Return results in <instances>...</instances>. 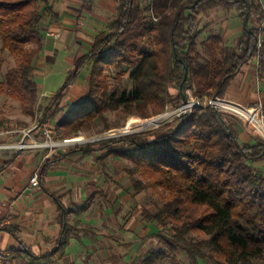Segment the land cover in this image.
<instances>
[{
	"label": "trees",
	"instance_id": "trees-1",
	"mask_svg": "<svg viewBox=\"0 0 264 264\" xmlns=\"http://www.w3.org/2000/svg\"><path fill=\"white\" fill-rule=\"evenodd\" d=\"M117 3L116 16L107 30L100 31L89 51L76 58L53 97L52 106L60 105L69 84L94 61L87 98L59 121L61 126L74 131L100 124L108 128L105 112L110 109L146 116L159 113L169 103L182 102V82L183 91L190 88L198 97L222 96L233 77L258 53L264 75L263 0H148L145 6L142 0ZM220 7L236 11L243 24L235 46L227 45L219 31L211 32L198 48L203 15ZM46 14L57 17L49 0H0L2 48L16 60L0 81V90L6 86L25 110H32L38 102L34 73L43 50ZM254 19L258 26L252 25ZM101 63L121 72L133 68L129 73L132 88L110 93ZM238 126L239 121L230 114L211 107L196 109L183 120L143 137L104 140L59 153L46 160L44 169L76 151L88 153L129 143L130 150L120 155L151 182L148 186L135 184V189L140 192L158 186L168 192L155 218L174 222L166 250L149 253L146 264L178 250L188 255L191 264H258L264 260V173L255 163L264 159V141L243 144ZM61 221L58 248L64 251L76 227L65 213ZM192 233L207 237L192 241Z\"/></svg>",
	"mask_w": 264,
	"mask_h": 264
},
{
	"label": "rangeland",
	"instance_id": "rangeland-1",
	"mask_svg": "<svg viewBox=\"0 0 264 264\" xmlns=\"http://www.w3.org/2000/svg\"><path fill=\"white\" fill-rule=\"evenodd\" d=\"M147 3L148 0H142L144 6ZM53 4L59 10L63 8V13L71 20H74L76 24H68L66 36H64L65 40L57 44L58 47L60 45L62 49L65 48L64 52L63 50H58L56 58H50L46 65L41 60L44 53L43 50L37 57L35 79L41 85L40 90L42 92L46 91L47 94H51L52 91L57 92L65 82L68 69L70 68L67 67L66 61L68 63L73 58L86 54L95 36L100 31L107 30L110 21L116 16L115 8L118 5L117 0H54ZM42 7L43 4H41ZM48 15H44L42 27L47 24L56 25L55 22L49 23L48 21L46 23ZM252 23L255 26L259 25L255 19ZM240 26H242V22L236 11H227L220 7L205 13L201 23L202 33L198 40V48H201L202 41L211 32L217 33L219 31L223 33L225 43L234 47L236 38L239 36L237 32L242 28ZM30 46L36 47L34 44ZM93 63L94 61L90 62L82 71L78 82L84 85L90 84ZM15 64L14 55L2 48V39L0 37V81L5 80L7 72ZM100 66L105 68L104 74L106 75V83L110 93L114 90L120 92L123 89L132 88L133 81L129 77V73L133 68H130L127 72H121V69L117 67L108 69L104 63H101ZM173 92H175L174 89ZM185 92L187 95L188 93L195 95L190 88H187ZM55 95L44 96L39 92L38 102L32 107V110H25L20 100L10 94L6 86H4L3 90H0V121H4V125L0 126V157L12 156L13 153L19 150L40 149L31 147L19 149L17 145L24 138L28 141L45 139L43 129L46 127L44 125L53 130L52 138L54 140H62L80 135L90 137L112 129L120 130L126 126L129 120H143L157 114L151 113L146 116L139 113H126L121 109H110L105 112L110 127L105 128L103 124H100L91 129L74 131L68 126L59 125V121L77 103L70 101L52 106ZM174 105L176 104L173 102L169 103L164 109L167 106L172 107ZM55 111H57L56 114L54 113ZM222 112L234 116L228 111ZM74 114L79 115L80 112H75ZM234 117L240 116L235 115ZM243 124L246 127L244 119ZM40 127L42 129H39ZM27 132L28 134H26ZM151 133L152 130L142 131L110 140ZM150 138H154L153 135H150ZM95 143H87L76 147L90 146ZM112 146L114 147L113 149L98 151L96 156L90 159V164L93 167L90 175L96 180V190L90 200L88 199L89 205L93 203L88 215L90 219L87 218L90 221H86L82 216L80 217V214L76 217L73 215L70 219L71 225L76 227L74 234L78 236L75 238L78 241V245L72 249L74 253H71L72 256L66 257L65 260H56L45 264H146L145 258L149 253L166 250V239L173 233L174 222L169 218H164L162 221L157 220L155 216L158 213V209L164 205L168 192L158 186H150L138 192L135 189V184L136 187L140 183L148 186L151 182L149 179L144 178L140 171H133V163L120 155L121 153L119 152L130 150L131 145L123 142ZM74 148V146H68L55 148L54 150L43 149L48 151L49 154H54ZM102 182L103 188L100 191L97 189V185ZM112 205L116 206V208L120 207L118 209L119 212L117 211L116 213L117 216L111 215L113 213L106 214L108 210L114 211ZM100 212L104 213L101 214ZM113 216L118 220L117 222H115ZM205 237H207L205 234L192 233L190 240L198 241ZM86 241L88 242L86 243ZM152 264L191 263L188 255L178 250L172 255H167L165 258L154 261ZM201 264L205 263L202 262ZM258 264H264V260H259Z\"/></svg>",
	"mask_w": 264,
	"mask_h": 264
},
{
	"label": "crops",
	"instance_id": "crops-1",
	"mask_svg": "<svg viewBox=\"0 0 264 264\" xmlns=\"http://www.w3.org/2000/svg\"><path fill=\"white\" fill-rule=\"evenodd\" d=\"M49 1L57 17L49 14L46 23L55 22L56 25L47 24L42 27L45 30L44 53L40 59L45 65L50 58H56L58 50L64 52L65 48L62 49L57 44L65 40L68 24H76L63 13V8L59 10L54 6V0ZM252 25L255 26L254 23ZM240 27L242 28L237 32L239 34L243 24ZM77 57L68 63L66 61L67 67H70L68 73L74 68ZM260 60L261 56L258 53L244 65L230 81L222 96L248 106L264 105V75L261 73ZM81 75L82 72L69 84L61 104L70 101L79 104L87 98L90 87L88 83L84 85L78 82ZM38 87L39 92L44 96L59 91L47 94L46 91L40 90L39 83ZM235 118L239 121V138L243 144H251L262 139L247 130L241 117ZM104 150L107 149L88 153L76 151L48 165L45 169L47 159H52L65 151L49 154L44 149L19 150L12 156L0 157V251L8 253L11 264H45L56 260L62 261L72 256L73 247L78 245L76 234L72 235L64 251L58 248L63 234L61 214L65 213L69 223H72L71 217L73 215L76 217L78 214L86 221H90L87 218L90 219L88 215L93 203L89 205L88 199L90 200L96 190V180L90 175L93 170L90 159L94 158L98 151ZM255 166L264 173V159L257 161ZM35 171L39 172L37 185L30 181ZM102 186L103 182L97 185V189L101 191ZM112 207L114 211L108 210L106 214L116 215L117 211L119 212L120 207L116 208L113 205ZM117 221L115 218V222Z\"/></svg>",
	"mask_w": 264,
	"mask_h": 264
},
{
	"label": "built area",
	"instance_id": "built-area-1",
	"mask_svg": "<svg viewBox=\"0 0 264 264\" xmlns=\"http://www.w3.org/2000/svg\"><path fill=\"white\" fill-rule=\"evenodd\" d=\"M206 107L215 108L220 111H228L234 115L240 116L244 119L247 130L259 135L264 141L263 104L248 106L220 95H215L213 97H198L192 93H188V100L186 102L182 101L172 107L167 106L162 112L143 120H129L126 126L120 130L112 129L90 137L80 135L64 138L62 140H54L52 138L53 130L48 128L47 125H44L46 127L43 129L45 139H32V141H28L24 138L17 146L19 149L31 147L40 149L49 148L54 150L55 148H64L68 146L76 147L87 143L110 140L132 133L158 129L166 124L183 120L196 109H203ZM39 129L42 128L40 127ZM26 134H28V132ZM30 181L33 184H39V172H34ZM0 264H11L10 257L6 251H0Z\"/></svg>",
	"mask_w": 264,
	"mask_h": 264
},
{
	"label": "water",
	"instance_id": "water-1",
	"mask_svg": "<svg viewBox=\"0 0 264 264\" xmlns=\"http://www.w3.org/2000/svg\"><path fill=\"white\" fill-rule=\"evenodd\" d=\"M180 91L182 94L183 101L186 102L188 100V95L185 91H183V82L180 84Z\"/></svg>",
	"mask_w": 264,
	"mask_h": 264
}]
</instances>
